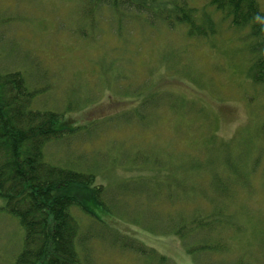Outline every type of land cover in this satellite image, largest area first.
Instances as JSON below:
<instances>
[{
	"label": "rangeland",
	"instance_id": "374dc122",
	"mask_svg": "<svg viewBox=\"0 0 264 264\" xmlns=\"http://www.w3.org/2000/svg\"><path fill=\"white\" fill-rule=\"evenodd\" d=\"M185 1L214 35L153 17L118 22L88 0H0V73H20L29 108L74 130L47 143L43 161L94 174L115 199L110 213L96 209L103 225L72 209L78 264H264V86L250 81L253 41L209 0ZM133 101L145 104L140 117L130 107L113 115ZM154 180L165 183L163 200L148 193ZM126 182L138 198L120 204ZM201 215L223 225L219 241L189 226ZM177 226L194 228L187 244L169 232ZM23 237L0 198V264L14 263Z\"/></svg>",
	"mask_w": 264,
	"mask_h": 264
},
{
	"label": "trees",
	"instance_id": "16d2710c",
	"mask_svg": "<svg viewBox=\"0 0 264 264\" xmlns=\"http://www.w3.org/2000/svg\"><path fill=\"white\" fill-rule=\"evenodd\" d=\"M88 3H92V10L99 9L100 16L116 17L118 22L126 18L140 22L155 18L185 25L191 36L206 37L203 26L214 33L210 19L198 17L197 9L185 0H88ZM208 7L220 13L234 31H247L254 53L250 81L253 86H264V12L258 1L209 0ZM105 9L109 15H105ZM31 95L20 73H0V198L5 200L8 214L17 218L24 231L22 248L13 264H78L79 224L72 209L102 224L103 218L96 209L110 213L106 201L114 205L115 199L108 198L109 190L95 182L94 174L56 168L43 161L45 145L60 140L67 131L57 129L58 114L31 110L28 101ZM144 184L152 189L148 193L164 197L165 183L154 180ZM117 188L122 193L120 204L138 198L128 182ZM147 221L144 216L143 226ZM191 225L208 230L199 236L202 241L211 237L219 241L222 236L217 238L215 231L225 232L216 219L209 221L203 215L191 220ZM193 229L177 226L169 232L173 231L187 244ZM189 243L193 244V240Z\"/></svg>",
	"mask_w": 264,
	"mask_h": 264
},
{
	"label": "flooded vegetation",
	"instance_id": "af4514ba",
	"mask_svg": "<svg viewBox=\"0 0 264 264\" xmlns=\"http://www.w3.org/2000/svg\"><path fill=\"white\" fill-rule=\"evenodd\" d=\"M117 106V110L113 112V115H115L116 113H120V112H123L124 111V108H128L130 107V111L129 113L130 114H135V117H140V113L143 109V107L145 106V104H141L140 105V102L138 101H133V102H129V103H126V102H119V103H116ZM121 108V109H120ZM110 109V108H109ZM123 110V111H122ZM102 110H99V113H101ZM100 116V115H99ZM111 117V116H110Z\"/></svg>",
	"mask_w": 264,
	"mask_h": 264
}]
</instances>
